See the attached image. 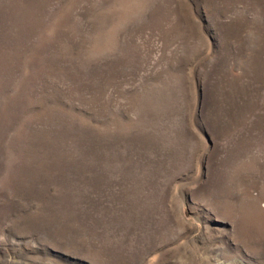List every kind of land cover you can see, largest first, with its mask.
I'll list each match as a JSON object with an SVG mask.
<instances>
[{"label": "rangeland", "instance_id": "obj_1", "mask_svg": "<svg viewBox=\"0 0 264 264\" xmlns=\"http://www.w3.org/2000/svg\"><path fill=\"white\" fill-rule=\"evenodd\" d=\"M0 264H264V0H0Z\"/></svg>", "mask_w": 264, "mask_h": 264}]
</instances>
